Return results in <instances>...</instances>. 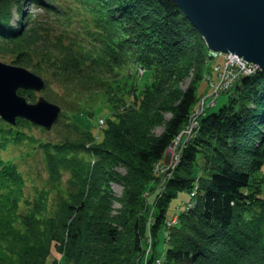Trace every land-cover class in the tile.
<instances>
[{"label": "trees", "instance_id": "16d2710c", "mask_svg": "<svg viewBox=\"0 0 264 264\" xmlns=\"http://www.w3.org/2000/svg\"><path fill=\"white\" fill-rule=\"evenodd\" d=\"M22 1L51 13L57 23L38 21L20 9ZM67 1L0 0V60L8 58L41 76L50 102L57 104L70 91L73 96L96 92L111 105V114L92 131L79 125L76 116L92 117L98 107L75 110L67 120L61 111L56 124L64 125L65 133L40 140L56 192L52 202L47 201L48 188L26 196L21 169L0 155V264H67L72 244L82 240L79 223L85 218L93 228L92 248L100 252L88 264H141L143 257L154 262L159 256L160 264H264V175H259L264 165V71L239 78L225 91H232L226 103L216 111L217 103L209 106L198 118L178 166L150 206L146 191L153 164L190 120L212 54L172 0ZM190 72L188 88L167 103L172 115L163 131L145 138L150 126L160 122L158 110L175 79ZM53 84L62 92L52 95ZM18 93L35 100L32 91ZM21 123L31 125L19 117L14 126L0 120V147L7 140L28 138ZM121 166L125 173L117 170ZM108 180L123 186L115 202L107 196ZM102 185L98 204L90 205ZM195 187L192 205L178 213L176 224H166L171 198ZM148 227L153 236L164 232L162 256L155 250L150 257L143 255ZM52 247L60 259L52 256Z\"/></svg>", "mask_w": 264, "mask_h": 264}, {"label": "rangeland", "instance_id": "374dc122", "mask_svg": "<svg viewBox=\"0 0 264 264\" xmlns=\"http://www.w3.org/2000/svg\"><path fill=\"white\" fill-rule=\"evenodd\" d=\"M61 2H64V0H60ZM66 2H68L66 0ZM20 9H23L26 13H29L32 16H35L38 21H41L43 24H51L55 25L57 23V20H53L54 15L51 13L42 10L39 7H34L32 4L22 1L19 4ZM23 14V13H22ZM22 17V15H21ZM15 19L13 20V23L17 21L16 13H15ZM212 54L211 61L209 60V63H211V69L204 73L203 79L200 80L197 93L199 95V100L195 106V110L193 111L191 115V121L187 122L186 127L179 133L178 137L175 138L173 142L169 144L167 149L164 152L162 160L156 161L153 164L152 169V177L153 179L149 181L147 185V192L150 194L148 195V204L151 206L152 202L154 200V197L164 189V180L169 176H172V171L175 167L178 166L180 162V152L181 148L188 138L190 139L196 132L197 124H198V118H200L202 115L206 113V111H210L209 106H213L217 103L216 107L212 108V111H216L218 108H220L224 103L227 102L229 95L232 93V91L228 92H221L217 89L219 88V79L221 78L219 71L216 68L218 65H224L226 58L225 54H220L216 52H210ZM2 54L0 53V56ZM8 61V58H6ZM1 61V60H0ZM7 61H2L5 63H8ZM11 64V63H9ZM139 74L143 73V69L139 68L138 70ZM255 73V72H254ZM251 75V74H250ZM248 76V75H245ZM193 73L190 72L186 77H184L182 80H176L173 82V86L170 88V92L168 93L169 97H166L163 101L165 104H162V108H159L158 113H160V122L152 124L148 130L149 137L146 136L145 138H151L154 136L159 135L165 125L166 122L170 119L172 113L170 110L166 108L168 105L167 103H170L172 100L174 101L176 95H178L181 91L186 90L190 83L192 82ZM146 81V80H145ZM140 88H142V85L144 84V81L141 80ZM52 88L54 92L53 94L61 93V89L58 87L57 84H53ZM216 88V89H215ZM22 90V89H20ZM168 90V88H167ZM216 90L218 92H216ZM19 91V90H18ZM24 91H32L35 95V101H37L39 96H45V87L40 91H34V90H24ZM92 94L89 95V93H82L76 96H73V91H70L69 96L64 97H58L57 104L61 107L62 111L67 115L65 118L66 120L71 118L73 111L75 110H87L92 109V107H98L95 109L94 115L92 117L85 115H77L76 120L85 129L89 130H97L100 125L103 124L104 118L110 113L111 105L109 103H106V98L103 94L96 92H91ZM219 93V94H218ZM57 97V95H55ZM28 97V96H27ZM161 98V97H160ZM209 98H213L215 100L212 104H207L211 100ZM63 100V103L60 101ZM32 102V101H31ZM215 109V110H214ZM122 111V110H120ZM111 114V113H110ZM114 115V114H113ZM20 118V117H19ZM103 118V119H102ZM0 120L3 122H6L0 117ZM26 120V119H25ZM28 121V120H26ZM29 122V121H28ZM7 123V122H6ZM31 123V122H30ZM9 124V123H8ZM15 125V124H14ZM13 125V126H14ZM19 129L23 130L25 134L28 135L27 139H24V141L20 142H11L7 140V142H4L2 144L3 147H0V155L3 158H8L14 160L19 168L22 171L23 174V190L26 196L33 197L35 194V191L37 189H44L48 188L50 191L49 197L47 199L48 203L54 201V198L56 196L55 188H51L50 181H49V175H48V167L45 163V157L44 152L42 148L40 147V140L46 139V138H55L58 134L65 133V127L62 124H56V122L53 124L52 128L50 130H46L43 126L36 125L31 123V125H27L25 123L19 124ZM146 130V129H145ZM24 136V135H23ZM11 142V143H10ZM94 159V158H93ZM120 173H125V167L121 166L117 169ZM259 175H264V165L262 167V170L259 172ZM65 180V177L64 179ZM108 194L107 196L114 201L116 198H119L123 193V186L115 182L114 180H108ZM105 191V185H102L100 187V190L97 193L96 198L92 199V202L90 205H93L95 203L98 204L99 202V195H103V192ZM153 191V192H151ZM195 191L197 192V188H193L189 193H187L185 190H181L176 197L171 198L169 201L167 211H166V224L173 225L177 223L178 220V213L183 209L187 208L193 201L190 200L191 198H194ZM190 196V197H189ZM261 196L264 197V180L261 184ZM194 200V199H193ZM115 202V201H114ZM192 205V204H191ZM190 205V206H191ZM114 206H118L116 203H114ZM105 208L99 209V212L104 211ZM115 210V209H114ZM89 211V210H88ZM91 212V209H90ZM151 217H149V220L153 219L152 217V210ZM93 213V212H92ZM175 221V222H172ZM91 222H89L86 218L82 219V224L79 223V229L82 230V240L77 241L75 244H72L71 246V258L66 262L67 264H75L76 258H78L79 264H88L94 259L97 258V255L100 254L99 250H97V255L95 254L94 244L91 242V239L94 237L93 235V228L90 225ZM98 225V224H96ZM100 226V225H98ZM103 226V225H102ZM100 226V227H102ZM99 232L102 233L103 228L98 229ZM97 230V231H98ZM98 233V232H97ZM146 237L144 240V248H143V255L148 253V257L152 256L153 251L155 250L156 256L163 255L164 253V242L163 238L164 232L160 229L156 233L155 236L152 235V231L150 230V227L146 230ZM101 238H104L102 235ZM103 239H100V247L101 242ZM104 246V245H103ZM117 248L116 250H118ZM52 256L60 259L61 254L56 252L55 249L51 248ZM154 258V262H146V259L143 257L141 260V264H160L161 257L159 256V260H156ZM77 264V263H76Z\"/></svg>", "mask_w": 264, "mask_h": 264}, {"label": "water", "instance_id": "95a60500", "mask_svg": "<svg viewBox=\"0 0 264 264\" xmlns=\"http://www.w3.org/2000/svg\"><path fill=\"white\" fill-rule=\"evenodd\" d=\"M200 32L210 52L236 54L264 71V0H172ZM45 80L29 69L0 61V117L24 118L50 130L61 107L39 96L28 102L18 90L40 91Z\"/></svg>", "mask_w": 264, "mask_h": 264}, {"label": "built area", "instance_id": "2783aa9c", "mask_svg": "<svg viewBox=\"0 0 264 264\" xmlns=\"http://www.w3.org/2000/svg\"><path fill=\"white\" fill-rule=\"evenodd\" d=\"M224 56L226 58L225 64L218 65L215 68L219 71V74L221 76L218 81L219 88H217L220 93L225 92L226 90L231 88L235 84V82L239 80V78L245 75L253 74L255 72L253 65L246 61L243 57H240L236 54H225ZM216 92L218 91L216 90ZM209 100L211 101L207 103L208 105L215 102L213 98H209ZM191 120L192 119L190 118V121ZM146 255H148V253H146Z\"/></svg>", "mask_w": 264, "mask_h": 264}, {"label": "bare ground", "instance_id": "6f19581e", "mask_svg": "<svg viewBox=\"0 0 264 264\" xmlns=\"http://www.w3.org/2000/svg\"><path fill=\"white\" fill-rule=\"evenodd\" d=\"M30 102V101H29Z\"/></svg>", "mask_w": 264, "mask_h": 264}]
</instances>
